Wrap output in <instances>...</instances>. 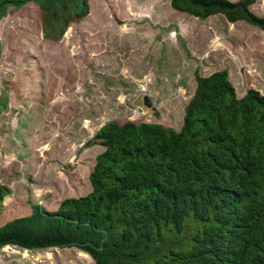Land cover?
<instances>
[{"label":"rangeland","instance_id":"obj_1","mask_svg":"<svg viewBox=\"0 0 264 264\" xmlns=\"http://www.w3.org/2000/svg\"><path fill=\"white\" fill-rule=\"evenodd\" d=\"M238 1V0H231ZM89 12L46 37L33 2L0 16V184L16 214L56 209L91 189L89 173L108 121L178 129L195 73L225 69L238 96L264 95V31L216 13L176 10L171 0H88ZM250 10L264 16V0ZM0 264H95L74 246L0 247Z\"/></svg>","mask_w":264,"mask_h":264},{"label":"trees","instance_id":"obj_2","mask_svg":"<svg viewBox=\"0 0 264 264\" xmlns=\"http://www.w3.org/2000/svg\"><path fill=\"white\" fill-rule=\"evenodd\" d=\"M37 5L46 37L89 12L88 0H0ZM253 0H171L205 18L216 13L264 31ZM178 129L160 122L111 120L95 134L103 146L88 193L49 210L3 203L0 247L74 246L95 264H264V95L238 96L225 69L195 73Z\"/></svg>","mask_w":264,"mask_h":264}]
</instances>
